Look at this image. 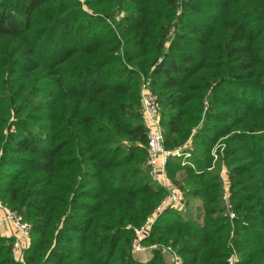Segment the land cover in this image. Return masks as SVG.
<instances>
[{
	"label": "trees",
	"instance_id": "trees-1",
	"mask_svg": "<svg viewBox=\"0 0 264 264\" xmlns=\"http://www.w3.org/2000/svg\"><path fill=\"white\" fill-rule=\"evenodd\" d=\"M142 81L164 147L190 141L166 166L186 212L156 219L145 263L127 226L166 191L146 167ZM0 200L30 226L24 264H164V247L264 264V0H0ZM11 242L0 264H22Z\"/></svg>",
	"mask_w": 264,
	"mask_h": 264
},
{
	"label": "built area",
	"instance_id": "built-area-1",
	"mask_svg": "<svg viewBox=\"0 0 264 264\" xmlns=\"http://www.w3.org/2000/svg\"><path fill=\"white\" fill-rule=\"evenodd\" d=\"M158 62H161V59ZM139 96L141 114L144 125L147 128L146 167L148 175L153 183L161 186L166 191V195L155 207L153 212L146 217L140 227L127 226V229H131L134 235L131 243V252L133 255L155 249V246H146L144 240L149 236L152 225L164 210L170 209L181 213L186 212L183 191L168 179L166 166L171 157L183 156L184 159H187L190 156L187 153V150H190V141L173 150L164 147L163 129L160 124L157 97L149 87L147 81L141 82ZM220 174L221 177L223 174L227 175V171H222ZM223 187L225 190L224 199L228 214L232 219L235 217V214L232 212L231 206L228 203V188ZM5 223L10 225L13 232V236L11 237L12 242L10 244L11 254L16 261L24 264V252L29 248L31 243L30 226L19 215L5 207L0 200V229ZM162 250L171 255L172 261L170 264H182L181 258L170 247H164ZM235 261L236 258L234 256L228 259L229 264H234Z\"/></svg>",
	"mask_w": 264,
	"mask_h": 264
},
{
	"label": "crops",
	"instance_id": "crops-1",
	"mask_svg": "<svg viewBox=\"0 0 264 264\" xmlns=\"http://www.w3.org/2000/svg\"><path fill=\"white\" fill-rule=\"evenodd\" d=\"M0 236L5 238H11L13 236L12 229L9 224L5 223L4 226L0 229ZM153 250L146 251L144 253L133 255V258L140 263H145L149 261L152 257ZM164 264H170L172 261V257L169 253L164 252L162 250Z\"/></svg>",
	"mask_w": 264,
	"mask_h": 264
},
{
	"label": "rangeland",
	"instance_id": "rangeland-1",
	"mask_svg": "<svg viewBox=\"0 0 264 264\" xmlns=\"http://www.w3.org/2000/svg\"><path fill=\"white\" fill-rule=\"evenodd\" d=\"M159 113H160V111H159ZM159 115H160V114H159ZM214 149H215V148H214ZM214 149H213V151H214ZM213 153H214V152H213ZM214 161H217V158L214 157ZM222 171H225L223 167L221 168L220 173H221ZM220 176H221V174H220ZM226 176H227V175H225V174H223V176H222V178H223V182H224L223 186H225V187L228 188V182H227V177H226Z\"/></svg>",
	"mask_w": 264,
	"mask_h": 264
}]
</instances>
